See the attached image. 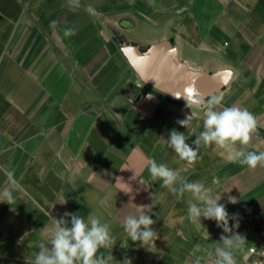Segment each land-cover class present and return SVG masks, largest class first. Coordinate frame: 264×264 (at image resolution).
I'll return each mask as SVG.
<instances>
[{"label": "crops", "instance_id": "crops-1", "mask_svg": "<svg viewBox=\"0 0 264 264\" xmlns=\"http://www.w3.org/2000/svg\"><path fill=\"white\" fill-rule=\"evenodd\" d=\"M0 0V191L12 170L21 185L12 205L0 203V264H32L53 218L90 214L108 223L116 244L99 249L111 264H211L223 229L188 219V193L177 197L151 179L148 160L189 182L212 189L229 215L238 214L246 238L235 253L264 248V167L230 163L221 149L199 148L189 166L168 147L173 129L186 143L204 131V108L191 115L175 98L189 85L223 107L252 112L258 128L247 151H264V0ZM92 5L94 14L85 11ZM57 21L55 27L51 22ZM75 29L65 37L64 30ZM114 34L144 49L163 89L141 82ZM157 68V70H155ZM140 83V88L135 84ZM239 147V146H238ZM234 197L237 203L229 202ZM148 213L158 238L150 249L124 231L137 207ZM236 223L229 221L230 227ZM253 257L256 258L254 255ZM264 264V262L262 263Z\"/></svg>", "mask_w": 264, "mask_h": 264}, {"label": "clouds", "instance_id": "clouds-1", "mask_svg": "<svg viewBox=\"0 0 264 264\" xmlns=\"http://www.w3.org/2000/svg\"><path fill=\"white\" fill-rule=\"evenodd\" d=\"M68 6L76 10L80 5V0H68ZM85 11L94 14L95 9L92 5L85 6ZM57 21L51 22V27H55ZM75 34V29L64 30L65 37ZM180 99V96H175ZM183 98L186 107L191 109V115L185 119L178 120L177 123L182 127L188 128L192 119L198 117V113L192 111L193 108H204L203 127L194 140L195 148L186 143L187 137L173 129L170 138L167 140L170 147L182 161H186L189 166L194 165L201 157L198 155L201 145L204 147L215 146L222 150L226 160L230 163L246 165L250 169L257 166L264 167V151L259 153L247 151L254 134L257 132V117L247 109L236 106L223 107V97L213 95L205 97L199 93L194 85H189L184 90ZM239 146V147H238ZM148 170L153 181H162V187L178 198L185 193L196 201L188 202V219L193 223H201V217L216 221L217 227L223 229L219 243L214 250L209 252L211 264H237L235 253L243 250L246 238L238 232H233V228H239L238 214L229 215L225 205L218 203L220 197L212 196V189L206 188L202 182H189L181 177L178 171L169 168L165 164H158L154 159L147 162ZM8 186L0 191V203L12 205L15 201L13 193L21 190L19 181L15 178L12 170L6 172ZM229 202L237 203L236 198L229 197ZM159 203L156 199L150 205L137 207L138 215H129L123 222L124 231L133 242H140V245L150 249V244L158 238L157 232L153 230L155 224L148 214ZM65 218H53L51 230L44 229L45 239L38 244V252L34 254L32 264H111L114 257L110 254L107 257L97 253L101 248H113L116 244L115 238L111 234L108 223H101L99 217L90 214L87 221L83 217L73 213H65ZM235 220L231 227L229 221ZM249 257H246L248 259ZM201 257H195L193 264H201ZM122 264H131L127 258Z\"/></svg>", "mask_w": 264, "mask_h": 264}, {"label": "water", "instance_id": "water-1", "mask_svg": "<svg viewBox=\"0 0 264 264\" xmlns=\"http://www.w3.org/2000/svg\"><path fill=\"white\" fill-rule=\"evenodd\" d=\"M114 36L120 50L138 74L141 82L148 86L164 90V85H161L159 83L157 77L152 76V71L154 70V68H150L148 66L150 60L149 56L152 54L150 52L152 49V45L144 49L143 46H139L129 40H126L123 36H120L118 34H114ZM155 70H157V68H155ZM135 87L140 88V83H136ZM183 95L184 93L181 94V98L179 100L185 102Z\"/></svg>", "mask_w": 264, "mask_h": 264}, {"label": "built area", "instance_id": "built-area-1", "mask_svg": "<svg viewBox=\"0 0 264 264\" xmlns=\"http://www.w3.org/2000/svg\"><path fill=\"white\" fill-rule=\"evenodd\" d=\"M247 253L250 257L244 260H246L250 264H262L264 262V248L256 250L255 247L250 246L247 248ZM254 255L256 256V258L253 257Z\"/></svg>", "mask_w": 264, "mask_h": 264}, {"label": "rangeland", "instance_id": "rangeland-1", "mask_svg": "<svg viewBox=\"0 0 264 264\" xmlns=\"http://www.w3.org/2000/svg\"><path fill=\"white\" fill-rule=\"evenodd\" d=\"M120 51H121V50H120ZM121 54H122L123 57H125L124 54L122 53V51H121Z\"/></svg>", "mask_w": 264, "mask_h": 264}]
</instances>
